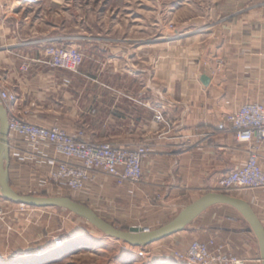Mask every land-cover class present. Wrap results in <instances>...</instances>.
Listing matches in <instances>:
<instances>
[{"label": "crops", "instance_id": "0c3cea01", "mask_svg": "<svg viewBox=\"0 0 264 264\" xmlns=\"http://www.w3.org/2000/svg\"><path fill=\"white\" fill-rule=\"evenodd\" d=\"M61 1L0 0V88L16 94L15 113L36 124L81 128L87 140L150 147L138 183L119 185L92 172L86 186L70 195L130 200L144 211L137 226L146 227L217 191L218 178L244 164L251 149L236 141L227 116L246 103L264 104V3L233 10L193 35L138 46L132 38L63 34ZM45 5L50 12L42 10ZM72 19L67 28L75 23V13ZM81 20L78 24L85 23ZM76 40L84 51L77 72L66 74L34 61L46 45ZM25 60L28 67L22 70ZM156 114L163 120L157 121ZM256 154L264 170V142ZM52 155L47 146L24 162L9 154L12 189L60 193L44 174ZM228 194L246 201L264 228V188ZM193 240L221 245L245 264H261L249 224L223 204L207 208L184 230L140 248L152 250L149 264H185L168 260L167 253L183 251Z\"/></svg>", "mask_w": 264, "mask_h": 264}, {"label": "rangeland", "instance_id": "374dc122", "mask_svg": "<svg viewBox=\"0 0 264 264\" xmlns=\"http://www.w3.org/2000/svg\"><path fill=\"white\" fill-rule=\"evenodd\" d=\"M257 2L264 3V0H62L58 18L60 23L64 22L60 24L63 34L85 33L91 37L132 38L137 40L134 43L142 46L152 40L157 43L161 39L168 41L193 35L217 20L225 19L231 11L248 8ZM42 10L51 11L47 5ZM72 13H75V23L67 28V20L70 23L73 20ZM79 19L85 23L78 24ZM77 43L76 40L46 47H75L83 53L84 60V51ZM34 61L54 70H64L66 74L77 72L83 64L82 61L72 71L51 66L43 58ZM20 67L22 70L27 68V60ZM81 82L82 79L78 77V83ZM63 83L67 84L66 76H63ZM138 145L148 146L146 143ZM236 191L240 190L231 192ZM21 193L70 197L122 230L133 225L140 227L137 225L144 220V211L139 210L138 205L130 200L114 202V199L102 200L96 197L81 200L67 193L51 194L26 189H22ZM0 199L4 210L0 219V264H149L148 255L152 253L149 248L130 247L107 237L66 209L34 208L12 203L2 197ZM170 219L156 221L146 227L152 229ZM177 251L169 250L168 260L180 262L173 258V253Z\"/></svg>", "mask_w": 264, "mask_h": 264}, {"label": "built area", "instance_id": "2783aa9c", "mask_svg": "<svg viewBox=\"0 0 264 264\" xmlns=\"http://www.w3.org/2000/svg\"><path fill=\"white\" fill-rule=\"evenodd\" d=\"M42 58L51 66L75 71L82 64L83 53L72 46H47ZM16 99L14 92L0 88V102L8 116L9 154L24 162L33 160L44 147H50L53 155L45 162L44 174L57 186L59 194L81 191L91 180L92 172L107 175L119 185L140 181L141 162L150 153L149 146L123 147L109 141L87 140L81 128L68 131L56 124L26 121L14 111ZM155 119L161 121L160 115ZM227 120L236 141L249 144L251 149L244 164L218 178L215 190L230 193L236 189L264 188V170L256 154L258 144L264 142V104H243L230 113ZM35 163L42 164L39 160ZM3 215L0 202V219ZM173 258L188 264H245L243 259L223 252L220 246L211 248L197 240L191 241L185 250L173 253Z\"/></svg>", "mask_w": 264, "mask_h": 264}, {"label": "water", "instance_id": "95a60500", "mask_svg": "<svg viewBox=\"0 0 264 264\" xmlns=\"http://www.w3.org/2000/svg\"><path fill=\"white\" fill-rule=\"evenodd\" d=\"M8 133L7 111L0 102V195L3 199L29 207L66 209L85 220L105 236L119 240L131 247H144L184 230L197 216L213 205H228L234 208L249 224L258 242L261 264H264V228L261 222L246 201L228 193L208 191L183 206L175 216L158 227L149 229L147 227L132 226L127 230H122L98 216L91 208L70 197L16 192L12 189L8 180Z\"/></svg>", "mask_w": 264, "mask_h": 264}]
</instances>
